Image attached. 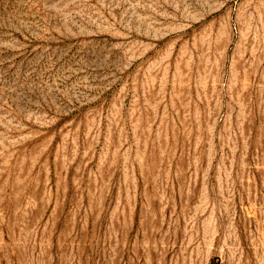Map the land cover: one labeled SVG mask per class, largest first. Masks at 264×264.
<instances>
[{"label": "rangeland", "instance_id": "rangeland-1", "mask_svg": "<svg viewBox=\"0 0 264 264\" xmlns=\"http://www.w3.org/2000/svg\"><path fill=\"white\" fill-rule=\"evenodd\" d=\"M0 264H264V0H0Z\"/></svg>", "mask_w": 264, "mask_h": 264}]
</instances>
